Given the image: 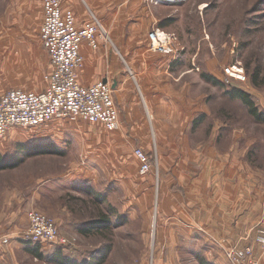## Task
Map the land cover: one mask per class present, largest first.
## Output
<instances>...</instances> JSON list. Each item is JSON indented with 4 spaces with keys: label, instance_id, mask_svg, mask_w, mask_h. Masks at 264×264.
<instances>
[{
    "label": "rangeland",
    "instance_id": "rangeland-1",
    "mask_svg": "<svg viewBox=\"0 0 264 264\" xmlns=\"http://www.w3.org/2000/svg\"><path fill=\"white\" fill-rule=\"evenodd\" d=\"M10 3L11 0H0V92L12 88L41 90L50 66L41 43L40 28L31 27L30 20L24 25L21 23L24 20L12 17ZM165 4L170 6L168 10L174 20L169 37L179 52V71L209 74L228 87L233 85L223 77V67L241 62L248 83L238 86L264 111V0H172ZM256 74L254 84L252 77ZM197 84L196 92L208 97L210 116L205 123L210 126L211 138L217 141L216 148L237 161L241 158L246 167H242L243 173H259L264 182V124L256 122L241 102L230 99L227 89L213 84L207 87L201 81ZM54 123L58 122L9 133L0 139V145L7 146L10 153L2 155L8 159L16 157L14 152L20 145L35 144L40 131L55 126ZM61 126L69 129L60 137L62 153L27 158L18 168L1 171L0 189L25 191L34 182L36 189L47 186L53 192L48 208H62L70 214V220L65 218L64 226H60L69 241L68 246H59L64 261L91 264L105 250L108 256L104 264H231L226 252L234 246H249L264 254V246L257 241L258 232L264 231V223L244 231L242 240L229 247L212 240L202 226H156L152 181L151 191L141 201L132 184L133 177L127 184L116 179L107 187L108 168H113V159L106 147L110 131L101 124L86 121ZM53 142L40 143L55 146ZM147 154L154 173L158 165L155 147ZM139 174L150 173L143 175L140 171ZM80 176L97 178L98 183L84 182ZM82 188L92 189L94 195L83 193ZM99 195L104 198L95 201ZM102 212L109 214L108 230L79 237L75 224L95 220ZM262 213L264 200L260 216ZM16 252L17 264H57L36 259L23 247Z\"/></svg>",
    "mask_w": 264,
    "mask_h": 264
},
{
    "label": "crops",
    "instance_id": "crops-1",
    "mask_svg": "<svg viewBox=\"0 0 264 264\" xmlns=\"http://www.w3.org/2000/svg\"><path fill=\"white\" fill-rule=\"evenodd\" d=\"M169 7L147 0L62 2L63 11L74 14L79 30L96 27L99 33L106 34V40L100 38L95 48L82 42L80 53L84 64L77 75L85 87L107 81L114 89L120 126L107 135V153L113 159V168H108L107 187L116 179L127 184L133 177L132 184L141 201L151 191L152 181L156 226H202L212 240L229 247L242 240L244 231L264 223V213L260 216L264 182L259 173H243L241 158L237 161L216 148L217 141L211 138L210 126L205 123L210 116L208 97L196 92L198 81L207 87L210 83L201 74L179 71V52L169 37L174 21ZM10 13L24 20L21 21L24 25L30 20L31 27L41 28L43 0H11ZM154 30H159L161 37H168L165 48L169 53L151 48L149 35ZM198 119L201 121L195 124ZM54 124L41 130L35 144L28 146L38 147L45 145L41 141L51 140L55 147H62L60 137L69 129L60 127L67 123ZM153 146L157 169L140 176L141 165L134 150L139 148L148 153ZM7 153H10L7 146L0 145V155ZM81 178L84 182L98 183L97 178ZM81 190L93 193L90 188ZM52 193L47 186L36 189L34 182L25 191L0 189V264H17L15 255L21 247L36 258L27 251L35 245L24 241L29 229L28 213L34 208L54 218L59 226H64L65 218L70 220L66 210L48 208ZM90 221L75 224L79 237L85 236L81 229ZM7 238L9 243L5 244ZM37 247L42 260L47 262H51L59 248ZM254 253L259 264H264V254L256 249Z\"/></svg>",
    "mask_w": 264,
    "mask_h": 264
},
{
    "label": "built area",
    "instance_id": "built-area-1",
    "mask_svg": "<svg viewBox=\"0 0 264 264\" xmlns=\"http://www.w3.org/2000/svg\"><path fill=\"white\" fill-rule=\"evenodd\" d=\"M153 4L170 3L172 0H147ZM63 0H43L44 19L40 28L42 44L49 54L50 70L44 76L41 91L12 88L0 93V139H5L14 129H38L52 122L77 123L86 121L101 124L110 132L120 126L119 110L112 85L105 81L90 87L78 80V71L84 60L80 53L82 42L97 47L98 40H106L104 32L96 27L79 30L72 12H64ZM159 30L150 33L151 48L167 52L168 37H161ZM171 40V39H170ZM228 83H248L245 67L241 62L223 67ZM134 155L141 164V173L147 174L153 167L150 158L136 148ZM29 229L25 233L27 244L40 247L68 246L58 222L37 210L28 213ZM257 241L264 246V231L258 232ZM4 243H9L5 239ZM231 264H259L252 247L234 246L226 252Z\"/></svg>",
    "mask_w": 264,
    "mask_h": 264
},
{
    "label": "trees",
    "instance_id": "trees-1",
    "mask_svg": "<svg viewBox=\"0 0 264 264\" xmlns=\"http://www.w3.org/2000/svg\"><path fill=\"white\" fill-rule=\"evenodd\" d=\"M201 77L205 81L209 82L210 84H213L220 88L227 89L226 95L230 99L241 102L247 108L249 115L256 122L264 124V111H260L257 105L255 104L254 100L250 96V94L238 86V84H242V83L232 81L231 83H228V84L233 85V86L227 87L224 82H222L218 78H215L214 76H211L209 74L202 73ZM223 77H224V74H223ZM257 77H258L257 74L252 77V81L254 82V84L256 83ZM199 121H201V119L196 120L195 124H197ZM16 153H17L16 154L17 156L10 158L11 160L0 155V172L3 170H14L18 168L27 158H31L35 156H43V155H60L62 151L53 145H38V147H30L28 145L22 144L20 145V149H17ZM92 194L93 193L90 192L89 195H92ZM98 198H101V199H98ZM102 198L104 197L100 195L96 197L98 201H101ZM109 220H110L109 214L106 212H102L97 219L90 221L83 229H81V233L84 234L85 236H93V235H96V233L101 234L102 231L108 230ZM27 251L33 256H35L36 258L40 260L43 259V255L40 254L39 247L37 246L33 248L28 247ZM107 251L108 250H105L103 253H101L100 257L92 261L91 264H104L108 256ZM61 256H62V249L59 247L56 250L54 257L51 259V262H56L57 264H69L68 262L64 261Z\"/></svg>",
    "mask_w": 264,
    "mask_h": 264
},
{
    "label": "bare ground",
    "instance_id": "bare-ground-1",
    "mask_svg": "<svg viewBox=\"0 0 264 264\" xmlns=\"http://www.w3.org/2000/svg\"><path fill=\"white\" fill-rule=\"evenodd\" d=\"M174 1V0H173Z\"/></svg>",
    "mask_w": 264,
    "mask_h": 264
}]
</instances>
